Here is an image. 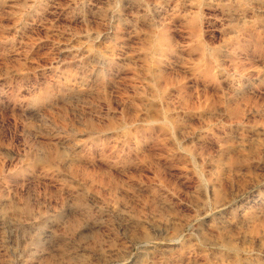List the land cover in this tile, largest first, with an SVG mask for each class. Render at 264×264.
Listing matches in <instances>:
<instances>
[{
  "label": "rangeland",
  "instance_id": "obj_1",
  "mask_svg": "<svg viewBox=\"0 0 264 264\" xmlns=\"http://www.w3.org/2000/svg\"><path fill=\"white\" fill-rule=\"evenodd\" d=\"M0 264H264V0H0Z\"/></svg>",
  "mask_w": 264,
  "mask_h": 264
}]
</instances>
